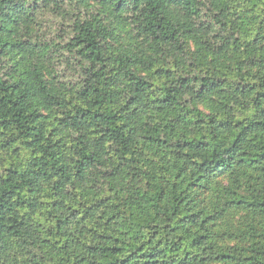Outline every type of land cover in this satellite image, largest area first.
Returning a JSON list of instances; mask_svg holds the SVG:
<instances>
[{
  "label": "trees",
  "instance_id": "trees-1",
  "mask_svg": "<svg viewBox=\"0 0 264 264\" xmlns=\"http://www.w3.org/2000/svg\"><path fill=\"white\" fill-rule=\"evenodd\" d=\"M0 264H264V0H0Z\"/></svg>",
  "mask_w": 264,
  "mask_h": 264
},
{
  "label": "rangeland",
  "instance_id": "rangeland-1",
  "mask_svg": "<svg viewBox=\"0 0 264 264\" xmlns=\"http://www.w3.org/2000/svg\"><path fill=\"white\" fill-rule=\"evenodd\" d=\"M60 21H55L54 23L45 22L43 25L42 33H45L48 39L57 38L58 35H61Z\"/></svg>",
  "mask_w": 264,
  "mask_h": 264
}]
</instances>
